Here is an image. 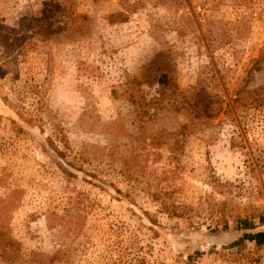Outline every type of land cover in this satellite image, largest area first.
Segmentation results:
<instances>
[{"label":"rangeland","instance_id":"rangeland-1","mask_svg":"<svg viewBox=\"0 0 264 264\" xmlns=\"http://www.w3.org/2000/svg\"><path fill=\"white\" fill-rule=\"evenodd\" d=\"M263 215L264 0H0V264H264Z\"/></svg>","mask_w":264,"mask_h":264},{"label":"trees","instance_id":"trees-1","mask_svg":"<svg viewBox=\"0 0 264 264\" xmlns=\"http://www.w3.org/2000/svg\"><path fill=\"white\" fill-rule=\"evenodd\" d=\"M261 219L264 222V215L261 217ZM242 223H245V227H247V220H243ZM245 239H250L252 241H255L258 245H264V230L261 231H257V232H247L244 233V237ZM39 264H49L48 262H46L45 260H41L39 261Z\"/></svg>","mask_w":264,"mask_h":264}]
</instances>
